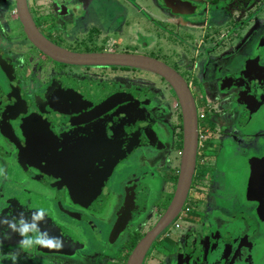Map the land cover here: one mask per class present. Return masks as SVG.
Returning <instances> with one entry per match:
<instances>
[{
    "label": "flooded vegetation",
    "instance_id": "1",
    "mask_svg": "<svg viewBox=\"0 0 264 264\" xmlns=\"http://www.w3.org/2000/svg\"><path fill=\"white\" fill-rule=\"evenodd\" d=\"M135 1L25 4L38 32L56 47L156 60L191 94L197 152L190 188L142 264H264V215L257 211L264 204V0H184L203 5L206 17L212 13L202 22L194 19L198 10L173 16L157 0L164 11L153 26L158 36L149 0ZM103 122L113 133L100 142ZM73 145L119 163L105 175H98L99 165L61 163ZM181 152V111L164 79L55 62L26 39L17 0H0V213L33 193L56 227L44 232L73 238L69 244L63 233H52L45 244L40 229H17V237L0 245V264H125L169 206ZM226 153L245 161L235 169L245 179L237 191L250 204L247 211L235 190L224 202ZM92 169L95 175L87 173Z\"/></svg>",
    "mask_w": 264,
    "mask_h": 264
},
{
    "label": "water",
    "instance_id": "2",
    "mask_svg": "<svg viewBox=\"0 0 264 264\" xmlns=\"http://www.w3.org/2000/svg\"><path fill=\"white\" fill-rule=\"evenodd\" d=\"M163 8L168 9L173 16L191 17L195 15L198 7L193 5L190 1L184 0H158ZM17 11L20 18V23L23 28L26 39L41 53L50 58L51 60L74 66H106V67H119L142 70L153 73L160 78L164 79L172 88L181 111L182 118V152L179 166V173L176 182V189L173 198L165 210L163 216L158 220L156 225L136 244L131 254L129 255L125 264H142L146 252L154 240L161 234V232L177 217L182 205L187 197L190 188L191 179L195 168V159L197 152V118L193 99L191 94L182 81V79L169 67L164 64L146 57L135 55H122L112 53H93V54H76L70 53L56 47L47 41L36 29L33 24L25 4V0H17ZM250 117V114H246ZM113 121V120H112ZM103 130L100 132V142L107 139V133H113L111 125L103 122ZM111 135V134H110ZM108 140V139H107ZM57 147V146H56ZM65 147H62L63 150ZM93 151L95 155H87L86 152H77V145H73L68 155H62L61 163L67 165H99L98 171L101 175L109 173L119 163L116 156L99 158V153ZM49 155V154H48ZM119 157H122L119 154ZM47 158V157H46ZM264 159L260 158V161ZM41 165L50 166L51 163L43 161ZM75 165V166H76ZM108 165L111 166L108 167ZM95 170V171H96ZM111 170V171H112ZM85 173V171H82ZM95 175L94 170L87 172ZM38 196L30 193L21 199L13 202L7 210L0 213V245L5 246V241L17 237V229H35L38 228L43 232L44 243L46 244L51 239V234L55 236L63 233V237L70 244L72 237L66 232H44L46 229H55L51 218L43 207L42 199L36 200ZM257 209V208H256ZM260 209L259 218L264 215V204H259ZM262 211V213H261ZM259 219V220H260ZM264 224V222H263ZM22 230V229H21ZM22 233V232H20ZM48 235V236H47ZM62 237V235H60ZM11 248V247H10ZM64 252L63 254H69Z\"/></svg>",
    "mask_w": 264,
    "mask_h": 264
},
{
    "label": "rangeland",
    "instance_id": "3",
    "mask_svg": "<svg viewBox=\"0 0 264 264\" xmlns=\"http://www.w3.org/2000/svg\"><path fill=\"white\" fill-rule=\"evenodd\" d=\"M138 2H139V0L135 1L136 4H138ZM149 2L151 4V7L149 6L150 7V12H149L150 17L149 18H150V21H151L150 25H152V27H151L152 28V33H153V35L158 36V32H156L157 29H154L153 26H155V27L157 26L158 27V24H159L160 20L163 18L162 17V13L164 11L161 10V7L158 6L157 0H149ZM193 2H194V4H196V1H193ZM127 11H128L130 16L134 17V20H138L139 19L138 16H137V13L135 12V10L130 8ZM192 18H194V17H192ZM205 18H208L209 20H211L213 18V15H212L211 12H208L207 17H206L205 14H204L203 5H200V7H199V9L197 11V17L194 18V19H196L198 22H202V21H204ZM194 19H190L189 18V20H191V21H194ZM138 24H140V22H138ZM263 31H264V29H263ZM228 47H230V46H228ZM159 57H161V56H159ZM226 155L228 156L227 160L230 161V162L226 165L227 166L226 175L228 177V180H227L228 182H227V185L223 187V191H222L224 194H226L224 202H226L227 198L231 196L233 190L237 191V188H238L237 185H239V184H237V182L240 181V178L244 179L242 174L237 169H239V167H241L242 169L245 167V161H244L243 157H241L242 159H240V157L232 155V154H230V156H229L226 153ZM235 168H237V169H235ZM239 194L241 196L236 197V199L238 201L241 200L240 201V203H241L240 206L244 207V209L247 211L248 208L250 207V204L248 203L247 199H244L243 192L242 193L240 192ZM231 208H233V206ZM227 213H228V210L226 209V213L225 214H227ZM232 219H233V217H232ZM236 221L239 224V221L238 220H236ZM239 228L242 229L243 226H239Z\"/></svg>",
    "mask_w": 264,
    "mask_h": 264
}]
</instances>
